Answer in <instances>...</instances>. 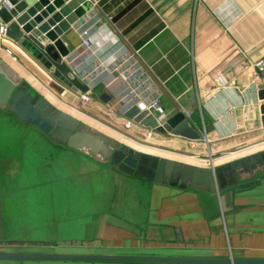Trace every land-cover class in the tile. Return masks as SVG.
<instances>
[{
  "label": "crops",
  "instance_id": "0c3cea01",
  "mask_svg": "<svg viewBox=\"0 0 264 264\" xmlns=\"http://www.w3.org/2000/svg\"><path fill=\"white\" fill-rule=\"evenodd\" d=\"M85 30L92 41L89 49L83 46ZM64 39L70 49L64 60L89 86L90 100H81V91L15 41L8 44L18 57L14 65L52 101L137 138V148L203 165L264 148L259 110L264 100L258 89L264 80L253 79V62L264 57V0H99ZM129 54L137 72L127 80L116 78L109 69ZM96 63L101 68L82 78ZM149 82L161 92L165 116L182 110L200 139L158 130L147 138L144 125L124 128V111L133 105L131 88ZM98 86L101 89L92 93ZM121 97L124 106L113 110ZM122 179L114 213L123 221L120 234L81 242L18 244L93 243L149 254L264 256V177L228 197L231 209L224 213L211 194ZM149 224L172 226L177 238L148 237Z\"/></svg>",
  "mask_w": 264,
  "mask_h": 264
},
{
  "label": "water",
  "instance_id": "95a60500",
  "mask_svg": "<svg viewBox=\"0 0 264 264\" xmlns=\"http://www.w3.org/2000/svg\"><path fill=\"white\" fill-rule=\"evenodd\" d=\"M97 1L0 0V18L7 35L27 53L45 68L53 67L73 89L86 92L89 86L64 60L70 52L64 36ZM258 89L263 101L264 82ZM48 107L75 121L76 128L67 131L58 117H49ZM259 110L264 124V102ZM124 115L160 132L202 137L182 110L168 114L162 124L137 103ZM123 177L211 194L224 213L231 209L228 197L264 177V148L210 165L139 149L62 108L0 54V264H264V256L112 252L104 247L59 252L18 244L120 234L123 221L114 213ZM146 235L177 238L172 226L160 224H149Z\"/></svg>",
  "mask_w": 264,
  "mask_h": 264
},
{
  "label": "built area",
  "instance_id": "2783aa9c",
  "mask_svg": "<svg viewBox=\"0 0 264 264\" xmlns=\"http://www.w3.org/2000/svg\"><path fill=\"white\" fill-rule=\"evenodd\" d=\"M83 34H84L83 46L89 49L92 45V41L90 40V37L88 36L86 30L83 31ZM13 41L14 40L7 35V25L3 23V21L0 18V54H3L4 56H6L11 62L18 63V57L14 54L12 48L8 45L12 43ZM253 66H254L253 79L255 81L264 80V57H261L257 59L256 61H254ZM99 68H101V65L96 63L89 70H87V72H84L81 77L87 79L90 77V75L93 73L95 69H99ZM109 71L112 75H115L116 78H120L123 80L129 79L131 76H133L137 72V66L135 64L133 55L129 54V56L124 57L117 64H114L109 69ZM75 73L77 74V72ZM160 94L161 92L156 90L155 86L151 82H149L148 84L146 83L145 85L143 84L134 85L130 90L129 97L132 100L133 104L137 103L142 108L148 109L150 113H155V117L162 124L166 118L165 116L166 112H165L163 105L161 104ZM80 98L81 100L85 102L90 100V96L87 94V92L81 91ZM113 98L109 99L110 103L112 102L114 103V101L112 100ZM116 104L117 105H115V109L113 108V110L115 111L118 107L122 108L124 106L122 97L120 100H117ZM189 115H190V112L187 113V116ZM140 125L141 124L135 122L134 120L130 118H125V122L123 124L124 128L127 130H130ZM145 130H146V133H145L146 137L152 138L156 129L145 126ZM116 132H119V131H116ZM119 134L121 136H124L125 140L128 139L137 144V139L131 138L127 133L125 134L123 132H119Z\"/></svg>",
  "mask_w": 264,
  "mask_h": 264
},
{
  "label": "rangeland",
  "instance_id": "374dc122",
  "mask_svg": "<svg viewBox=\"0 0 264 264\" xmlns=\"http://www.w3.org/2000/svg\"><path fill=\"white\" fill-rule=\"evenodd\" d=\"M99 89H101V86H98V87H96V88H93V90H92V93H93V91L96 93ZM91 92V91H90ZM30 99V98H29ZM55 102H57V104L58 105H61V107L62 108H66L67 110H71V112H73V113H75L77 116H79L80 118H82L83 120H85V121H87V122H91L92 124H94V126H96V127H98V128H101V129H103V130H105L106 132H108V133H110V134H112V135H114V136H116V137H118V138H120L121 139V137L123 138V140L124 141H127V142H129L130 144H132L133 146H135V147H137L139 144H136V143H134V142H132L131 140H128V139H126L125 140V137L124 136H121L120 134H119V132H116V130H114V129H111L110 127H108V126H106V125H104L103 123H101V122H98L97 120H94L93 118H91V117H88L87 115H85L84 114V112H83V114H78L77 112H74V108L73 109H71L69 106H65V105H62V104H60L57 100H55ZM43 106H46V105H43ZM48 108H50V107H48ZM47 108V109H48ZM57 112V111H56ZM45 113H46V110H45ZM49 113V117H58L56 114H55V112H53V110L50 108V112H48ZM63 123H64V126H65V129L68 131V130H73V129H75L76 128V122L75 121H73V120H67V117L66 116H63V115H60L59 114V117H58ZM66 130H65V132H66ZM131 138H134L133 136H130ZM135 139H137V138H135ZM145 143H147V142H145ZM140 147H142V146H140ZM143 148V147H142ZM150 150V149H149ZM166 155V154H165ZM179 158H181L182 160H185V158L186 157H179ZM186 161H188V160H186ZM196 161V160H195ZM225 243L226 244H229V242H228V239H227V237L225 236ZM92 245H90L89 247H87V245H85V244H72V245H70V244H60V245H56V244H41V245H28L27 244V247H30V248H35V247H41V248H67V249H75V250H79V249H81V250H83V251H90L91 249H90V247H92V246H94V244L93 243H91ZM26 245V244H25ZM56 245V246H55ZM81 245H83V246H81ZM114 247V249H110L109 251H112V252H114V251H116V248L117 247H119V246H113ZM17 264V263H16ZM24 264H60V263H24ZM134 264H137V263H134Z\"/></svg>",
  "mask_w": 264,
  "mask_h": 264
},
{
  "label": "bare ground",
  "instance_id": "6f19581e",
  "mask_svg": "<svg viewBox=\"0 0 264 264\" xmlns=\"http://www.w3.org/2000/svg\"><path fill=\"white\" fill-rule=\"evenodd\" d=\"M91 125H94L92 124L91 122H89ZM50 250H55V251H59V252H71L69 250H66V249H60V248H57V249H50Z\"/></svg>",
  "mask_w": 264,
  "mask_h": 264
}]
</instances>
